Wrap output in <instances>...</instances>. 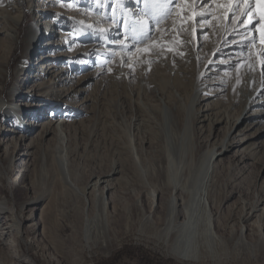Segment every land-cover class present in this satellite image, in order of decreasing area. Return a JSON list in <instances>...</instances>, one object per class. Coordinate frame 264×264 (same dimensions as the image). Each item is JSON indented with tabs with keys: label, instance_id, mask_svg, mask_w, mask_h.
<instances>
[{
	"label": "rangeland",
	"instance_id": "obj_1",
	"mask_svg": "<svg viewBox=\"0 0 264 264\" xmlns=\"http://www.w3.org/2000/svg\"><path fill=\"white\" fill-rule=\"evenodd\" d=\"M30 1L27 0L21 9L23 19L17 43L9 46L10 49L0 51V58H4L3 62L7 61L8 70L4 95L13 87H21L30 80L26 74H18L21 61L26 59L22 55L23 36L27 27L36 24L34 5H46L48 7L45 8L50 12H57L53 18L57 32L66 35L72 45L69 49L43 51L42 48L33 64L42 55L56 57L59 54L79 52L81 55L75 58L74 66L62 62V58H58L55 63L60 69H67V74H70V82L62 87L67 90L81 88L84 92L76 97L72 96L74 92L66 98L61 96L63 103L60 106L57 102L48 103L51 101L49 99L36 98L34 104L43 103L45 108L33 109L27 115L29 118L24 117L25 121L33 123L38 118L36 123L40 124L48 122L47 119L53 116L55 123H65L62 129H65L64 135L70 141L69 146L73 151L67 157L69 172L79 187L89 184V188L97 176L99 178L109 171L113 163L122 166L121 177L129 175V178L124 179L113 190L105 192L108 205L104 214L97 209H91L88 200L84 201L85 215L89 218L104 222L108 215L109 234L112 236L111 243L106 247L94 243L85 244L77 239L81 234L83 199L80 198L78 204V199L67 186L63 187L64 192L57 180L51 176L44 178L46 173L39 167V154L47 147V155L52 156L54 141L51 136L45 140L42 135L37 136V132L33 133L30 137L34 139L31 149L33 157L27 164L37 165L34 169L36 182L46 195V201L40 206L34 221L39 220L41 212L52 220L56 232L53 244L44 251L38 240L26 229L27 233L18 238L19 257L26 259L28 264H264V254L254 255L249 251L240 254L228 253L229 255L215 261H181L171 256L157 237L130 230L128 219L136 201L139 199L147 212L149 208L144 196L137 192L139 187L132 182V169L126 158L130 153H127L126 148L128 140H132L131 144L137 150L143 148L149 156H160L161 145L157 138L160 136L162 105H166L173 112L178 132L183 130L196 76L205 60L217 63L227 58L218 55L219 42L226 31L231 28L241 30V36L233 39L253 37L243 43L244 48L239 49V52H250L249 46L252 45L264 57V0H38L28 5ZM49 1L57 3L50 4ZM42 23L38 18L37 25L40 27ZM115 28L119 29L121 35L117 40L112 37ZM3 37L4 35H0V39ZM230 41L227 40L228 44ZM114 42L131 44L129 51L112 46L116 44ZM41 44L35 47L39 50ZM215 65L207 64L203 71L214 70ZM71 69L75 71L71 72ZM214 72V76L218 77L217 74L223 71ZM91 76L94 78L91 79ZM210 78L207 77L208 80ZM49 80L46 77L45 81ZM56 80L57 76L54 81ZM77 81L87 83L83 87H77ZM35 83L30 80L27 85L32 86ZM23 92L25 89L19 94ZM20 95H17L16 107H20ZM222 98L213 97L207 101L208 105L203 103L202 107L198 106L201 109L198 121L193 122L192 116L189 117L186 130L191 137L186 142L185 160L196 163L200 151L217 146L222 139L226 125L212 124L213 120L223 117L231 105V100L225 93ZM238 106L237 104L234 111L228 112L232 119L235 117L233 112L239 109ZM232 119L230 124L234 122ZM7 129L20 132L12 117L0 120V143L20 135L8 133ZM255 129L256 127L245 134L253 135ZM28 143L29 140L24 145ZM255 147L252 150L255 158L253 161L243 160L238 163L241 154L233 156L234 151L224 156L215 188L220 196L222 193L237 192L249 204L256 197L264 199V135L256 142ZM11 151L18 160L17 155L22 151L18 152L14 148ZM121 153L124 155H120ZM17 163L20 165L19 161ZM21 167L14 166V173L8 176L10 179L5 178L2 184L4 197L9 201L10 211L15 216H18L17 204L26 194L22 190L27 185L26 182L20 183L21 189L18 191L21 193L14 187V178L18 174L16 171H20ZM92 177H95L94 180ZM92 190L90 188L86 191L89 193L86 197H89ZM167 194L162 192L157 198L160 208H155V216L164 212L160 204ZM230 203L235 204L234 201ZM231 208L226 210L225 215H230ZM263 220H258V225L264 227ZM238 227L242 226H237V230ZM74 239L79 242L76 243ZM257 239L258 237H254L252 241Z\"/></svg>",
	"mask_w": 264,
	"mask_h": 264
},
{
	"label": "bare ground",
	"instance_id": "obj_2",
	"mask_svg": "<svg viewBox=\"0 0 264 264\" xmlns=\"http://www.w3.org/2000/svg\"><path fill=\"white\" fill-rule=\"evenodd\" d=\"M37 1L31 0L28 5ZM26 2L27 0H0V35H4L3 39H0V51L10 49L17 43L23 19L21 9ZM48 3L57 2L49 1ZM34 7H36L34 11L36 24L27 27L24 32L22 55L26 59L21 61L18 74L22 72V75L26 74L28 79L34 80V83L38 82L29 86L27 84L30 80H27L21 87H13L5 96L7 61L3 62L4 58H0V120L12 117L20 129L19 133L13 129H7L8 133L20 135L0 143L2 151L0 153V264H28L26 259H21L17 253L18 238L27 233L26 229L38 240L44 251L47 246L53 244L55 238L56 230L53 229L52 220L47 215L40 212L39 220L34 221L40 206L46 201V195L44 189L36 182L34 169L37 165L27 164L33 157L31 149L34 139L30 138L33 133L37 132L38 135H36H42L45 140L51 136L54 141L52 156L47 155V147L39 154V167L46 173L44 178L51 176L52 179L57 180L64 192L63 187L67 186L73 192V196L75 195L78 199V204L80 198L83 199L82 202L88 200V206L91 209L94 211L97 209L104 214L108 205L105 194L121 185L124 179L129 178V175L121 177L122 166L113 163L106 174L103 173L104 175L99 178L97 176L96 180L92 177L94 182L89 188V184L83 188L79 187L69 172L67 157L73 151L69 146L70 141L64 135L65 129H62L65 123L59 121L55 123L53 116L47 119L48 122L40 124L36 123L38 118L33 123L25 121L33 109L45 108L43 103L34 104L36 98H46V100H51L48 103L57 102L60 106L63 103L62 98H66L73 92L74 97L84 92L81 88L80 90L63 88L65 83L70 82V74H67V69H60L55 63L58 58H62V62L65 64L68 62L74 66L75 58L81 55L79 52L59 54L56 57L42 55L38 62L33 64L42 48L43 51L69 49L68 47L72 45L66 35L57 32V26L53 20L57 12H50L45 8L48 6L40 5V3ZM38 18L43 21L40 27L37 25ZM240 31V29L231 28L220 39L218 55L227 56L226 59H221L217 63L207 59L202 65L196 76L193 94L190 96V105L185 113L184 127L180 133L175 126L173 112L166 105H162L159 120L160 136L157 138V142L161 145L160 156H149L143 148L137 150L132 146V140H128V146H126L127 153L130 152L126 158L132 169L130 175L132 182L139 187L137 192L144 196L149 208L147 212L139 199L136 201L129 215V229L157 237L171 256L185 262L215 261L229 255L228 253L240 254L249 251L254 255L264 254V227L258 225V220L264 219V199L256 197L249 204L237 192L222 193L220 196L215 190L219 166L224 161V156L234 151L233 156L241 154L238 163L243 160L253 161L255 158L252 150L256 148V142L264 135V57L263 53L261 54L259 49L252 45L249 46L250 50L248 49L250 52L246 54L239 52V49L244 48L243 43L253 38L233 39L241 36ZM112 34L115 40L121 37L118 28ZM227 40H231L229 44ZM39 43H42L43 47L40 46L38 50L35 46ZM129 45L117 42L112 46L127 52L130 49ZM124 56L123 60H125ZM194 57L198 60L197 55ZM207 64H216L215 69L203 71ZM220 70L223 72L215 77L214 71ZM229 70H232L231 73L224 72ZM74 71L75 69H71V72ZM56 76L57 80L54 81ZM46 77L50 80L45 81ZM207 77L211 78L208 80ZM93 78L91 76V79ZM85 83L87 82L77 81L76 86L83 87ZM24 89L25 92L20 95V91ZM224 93L231 100V105L228 106L223 117L212 122V124L226 125L222 139L217 146L213 145L208 150L200 151L196 163L192 160H185L186 142L191 137L186 130L189 117L192 116L193 122L198 121L201 113L198 106L202 107L203 103L207 104V101L213 97L223 99ZM17 95H20L18 100V102L21 101L20 107H16ZM61 96L64 97L60 98ZM237 104L239 109L233 112L235 117L232 119L228 112L234 111ZM231 119L234 121L232 124H230ZM191 126H193L192 123ZM255 127L253 135L245 134ZM67 132L69 136V130ZM27 140L29 143L24 145ZM12 148L18 152L24 149L21 154L18 153V160L15 159ZM14 166H22L20 171H16L18 174L14 178L15 190L21 189V181L27 183L22 187L26 194L17 204L18 216L10 211L9 201L4 197L2 189L5 178L8 179V176L14 173ZM90 188L93 190L89 197H86L89 194L86 191ZM162 192L168 193L160 204L164 212L155 216V208H160L157 198ZM18 193L21 192L18 191ZM231 201L235 204L231 205L233 204L230 203ZM85 202L81 211V234L77 239H81L85 244L94 243L97 246L106 247L112 241L107 222L108 215L104 222L89 218L85 215ZM230 207L232 210L227 216L225 215L226 210ZM237 226L242 227H238L237 230ZM254 237L258 239L253 242ZM77 239H74L76 243L79 242Z\"/></svg>",
	"mask_w": 264,
	"mask_h": 264
}]
</instances>
